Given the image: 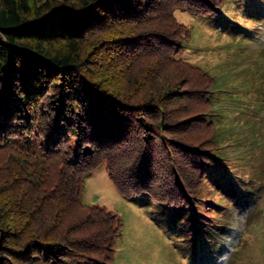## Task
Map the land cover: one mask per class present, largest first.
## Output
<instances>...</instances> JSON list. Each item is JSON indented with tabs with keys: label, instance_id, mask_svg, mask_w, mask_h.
I'll list each match as a JSON object with an SVG mask.
<instances>
[{
	"label": "trees",
	"instance_id": "obj_1",
	"mask_svg": "<svg viewBox=\"0 0 264 264\" xmlns=\"http://www.w3.org/2000/svg\"><path fill=\"white\" fill-rule=\"evenodd\" d=\"M224 1L0 0V264H111L121 220L82 202L101 165L122 197L198 214L224 166L214 81L173 12ZM215 216L195 230L227 233Z\"/></svg>",
	"mask_w": 264,
	"mask_h": 264
},
{
	"label": "rangeland",
	"instance_id": "obj_2",
	"mask_svg": "<svg viewBox=\"0 0 264 264\" xmlns=\"http://www.w3.org/2000/svg\"><path fill=\"white\" fill-rule=\"evenodd\" d=\"M173 15L188 30L178 57L213 78V154L224 166L208 174L195 215L146 196L122 197L105 165L85 180L82 202L121 220L111 264H264V0H225L213 15ZM214 213L216 224L240 229L238 238L230 226L227 233L211 224L209 233L195 230Z\"/></svg>",
	"mask_w": 264,
	"mask_h": 264
}]
</instances>
